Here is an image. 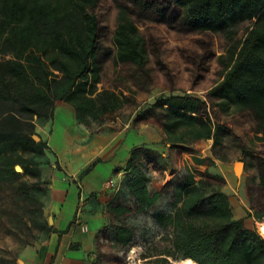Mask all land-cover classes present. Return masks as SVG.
<instances>
[{"label": "trees", "instance_id": "1", "mask_svg": "<svg viewBox=\"0 0 264 264\" xmlns=\"http://www.w3.org/2000/svg\"><path fill=\"white\" fill-rule=\"evenodd\" d=\"M97 2L0 0V190L23 176L43 183L47 143L33 136L38 135L37 124L53 119L56 101L70 105L75 120L85 126L117 113L129 102L123 91L95 88L100 50ZM170 11H175L174 17L185 29L221 33L229 44L227 55L219 57V79L206 91L205 100L188 93L162 95L141 107L135 120L156 119L172 150L199 139L212 140L215 147L230 128L214 119L212 108L222 113L249 111L257 140L264 145V0H122L111 38L114 64L144 69L146 41L133 17L151 14L166 21ZM139 149L131 151L122 183L132 196L134 211L146 212L159 195L145 185ZM146 164L164 170L152 160ZM261 165L264 168V159ZM259 180L264 186V171ZM190 181L187 175L178 186L185 199L174 210L168 244L144 256L145 264H174L184 259L196 264H264V237L234 216L222 185ZM16 190L24 198L31 196L32 189L25 182ZM107 211L119 222L108 224L113 225L108 228L117 244L130 246L134 231L121 220L130 209L111 202ZM158 218L163 223V217ZM48 228L49 233L52 226Z\"/></svg>", "mask_w": 264, "mask_h": 264}, {"label": "rangeland", "instance_id": "2", "mask_svg": "<svg viewBox=\"0 0 264 264\" xmlns=\"http://www.w3.org/2000/svg\"><path fill=\"white\" fill-rule=\"evenodd\" d=\"M121 2L98 0L94 8L100 23L99 78L95 88L97 91L105 88L123 91L129 102L117 113L89 126L75 120L74 111L67 103L56 101L54 106L64 120L74 119L75 126L69 139L71 147L79 155L87 153V141L97 135H102L105 141L119 131L136 133L142 142L138 160L143 165L149 191L159 193L152 208L146 212H135L132 196L122 183L124 193L118 196L117 202L130 209L121 220L133 229V243L128 247L110 245L112 230L102 229L96 247L97 264H111L113 261L116 262L114 264H145L144 256L161 251L168 244L166 235L172 232L170 221L174 210L183 205L185 193L178 186L187 175L198 183L215 182L223 188L232 185L239 196L237 201L241 198L255 218L251 219L250 226L259 231L256 221H264V186L259 180L261 171H264L261 165L264 145L257 140L255 121L249 111L231 109L222 113L212 108L214 119L230 128L215 147L206 139H199L184 149L172 150L164 142L162 127L156 119L135 120L141 107L162 95L188 93L205 100L206 91L219 79L222 68L219 57L227 55L228 42L221 33L181 27L174 17L175 11L169 12L166 21L157 20L151 14L134 16L138 31L146 41V66L141 70L130 64L115 65L111 38ZM242 36L241 31L238 38ZM45 124L36 125L37 136L44 140L52 131L50 126L47 131L41 130ZM50 157L53 160V155ZM195 158L204 161L199 164ZM148 160L161 164L164 170L147 165ZM237 162H243L238 175L235 173ZM41 177L43 183L34 177L23 176L18 182L4 184L0 190V264H23L24 255L48 236V227L53 224L50 223L51 214L46 212L49 179L43 174ZM20 182L31 187L30 198H24L16 190ZM238 205L245 209L240 201ZM107 214L108 223H119L113 214L108 211ZM158 216L163 217V223ZM258 233L264 237L260 231Z\"/></svg>", "mask_w": 264, "mask_h": 264}, {"label": "crops", "instance_id": "3", "mask_svg": "<svg viewBox=\"0 0 264 264\" xmlns=\"http://www.w3.org/2000/svg\"><path fill=\"white\" fill-rule=\"evenodd\" d=\"M48 126L52 131L45 138L44 158L49 163L42 168V174L49 179L47 212L52 217V230L38 247L24 255L23 264H97L99 234L114 225L108 226L107 205L111 202L119 205L118 196L124 193L121 185L125 164L131 151L142 142L131 131H119L105 141L102 135H97L87 141V153L79 155L69 139L75 126L73 118L66 121L54 110L53 119L41 130L47 131ZM206 141L212 146V140ZM190 182L198 183L192 177ZM145 185L149 189L147 182ZM223 190L229 195L234 216L253 229L250 221L255 218L241 198L245 209L238 205L235 188L227 185ZM109 244L119 246L112 231Z\"/></svg>", "mask_w": 264, "mask_h": 264}, {"label": "bare ground", "instance_id": "4", "mask_svg": "<svg viewBox=\"0 0 264 264\" xmlns=\"http://www.w3.org/2000/svg\"><path fill=\"white\" fill-rule=\"evenodd\" d=\"M257 227L262 235H264V224L257 222ZM174 264H196L189 259H184L180 261H176Z\"/></svg>", "mask_w": 264, "mask_h": 264}, {"label": "water", "instance_id": "5", "mask_svg": "<svg viewBox=\"0 0 264 264\" xmlns=\"http://www.w3.org/2000/svg\"><path fill=\"white\" fill-rule=\"evenodd\" d=\"M34 137V139L36 140V141H39L40 140V138L38 137V136H33ZM242 166H243V163L242 162H237L236 164H235V173L238 175L239 173H240V171H241V169H242ZM15 169L17 170V171H21V168L19 167V166H16L15 167ZM47 212V211H46ZM50 223H52V219H50Z\"/></svg>", "mask_w": 264, "mask_h": 264}]
</instances>
